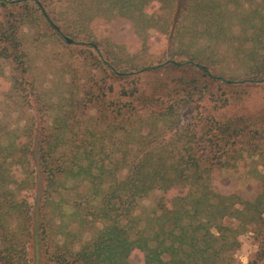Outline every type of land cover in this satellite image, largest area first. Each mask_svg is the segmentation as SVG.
Here are the masks:
<instances>
[{
  "label": "trees",
  "instance_id": "trees-1",
  "mask_svg": "<svg viewBox=\"0 0 264 264\" xmlns=\"http://www.w3.org/2000/svg\"><path fill=\"white\" fill-rule=\"evenodd\" d=\"M18 1L26 3L24 20L28 12L37 14L60 38L80 40L100 51L96 72L102 82L96 94L84 89L79 97L73 95L70 109L39 126L21 119L24 125L19 121L8 129L0 120V264H130L136 249L143 252L145 264H235L239 238L246 233L258 242L249 264H264V111L213 116L202 126L183 124L196 95L202 98L236 83H264V0L234 5L229 0ZM157 3L160 9L154 12ZM236 18L242 27L237 32L232 23ZM117 20L131 22L145 47L155 34L163 36L162 57L134 62L112 52L109 44L103 53L104 43L93 25ZM1 29L0 59L24 64L13 26ZM238 33L244 42L236 43L235 57L241 58L250 79L225 78L213 71L222 58L218 44L238 40ZM16 68L18 75L29 72ZM162 71L191 78L124 86L120 97L131 99L113 111L120 121L110 124L112 135L75 131L76 113L86 111L94 98L98 109L94 124L111 114L109 105L101 102L113 91L106 87L107 80L129 79L128 83ZM13 79L10 91L18 99L12 105H28L36 97V87L23 88L18 76ZM132 128L138 135L133 152L124 145ZM119 131L122 148L117 146L120 158L114 159L115 152L108 153L105 141L118 145L113 135ZM227 169L259 183L253 200L218 191L216 176ZM122 171L126 173L120 178ZM82 184L90 190L85 196L79 195ZM156 190L180 193L169 202L160 201L145 218L134 216L139 202ZM67 191L77 192L83 200L68 203ZM68 205L71 214L66 212ZM82 205L92 220L105 226L93 241L73 251L70 241L76 236L68 218L85 220L78 212Z\"/></svg>",
  "mask_w": 264,
  "mask_h": 264
},
{
  "label": "rangeland",
  "instance_id": "rangeland-1",
  "mask_svg": "<svg viewBox=\"0 0 264 264\" xmlns=\"http://www.w3.org/2000/svg\"><path fill=\"white\" fill-rule=\"evenodd\" d=\"M246 1L229 0L230 5H234V2L244 4ZM25 4L24 1L18 0H0V32L1 28H5V26H13L18 41L22 44L20 47L21 53L24 55V64L22 65H14L6 57L0 59V120L9 125L8 129L19 124V121L21 126L24 125L23 121V124L21 123V119H30L34 127L35 125L39 126L42 120L52 121L62 109L64 112L70 109L68 104L71 102L70 98L73 95L75 98L79 97L84 89H90L96 94L102 82L101 75L96 72V57H100L102 53L100 51L99 53L96 52L89 45L80 42V40H73L72 44L68 43L66 39L60 38L57 31L54 28H50L47 22L38 17L37 14L28 12L29 17L24 20L22 16L26 14L23 9ZM159 9L160 4L158 3L152 6V11L154 12H158ZM232 23L237 26H234L236 32L242 28L241 25L239 26L238 18L232 19ZM93 31L99 35L100 41L104 43L101 47L103 53L105 52V44H109L113 48L112 52L117 51L123 56L125 54L124 58L128 60H135L140 63L148 62L151 59L162 57V52L165 49L166 39L160 34H155L153 38H150L147 41L149 46L145 47L136 34L134 26L127 20L94 24ZM236 32H234V35ZM239 33L237 36L238 40L229 39L227 43L222 42L223 44H218V41L214 42L216 45L218 44V55L220 57L222 55L221 60L217 57L219 60H217L218 62L213 70L215 74H224L225 78L250 79L249 74L244 70L241 58L235 57L234 53L236 43L244 42V36ZM1 46L0 43V48ZM114 46L117 48H114ZM16 66L23 70L28 69L29 72L24 75H18L19 70H17ZM14 75L21 79L23 88L28 87L31 89L33 86L36 87V97L32 96V102L29 99L28 105H22L21 107L12 105L18 99L14 96V91H10L12 82H14ZM134 78L137 79L138 77ZM134 78H131V80ZM182 78L189 82L191 76L178 71L172 73L162 71L157 77L138 78V80H130L128 83L129 79L118 82L107 80L106 87L112 86L113 91L108 92L107 96L101 99V102L109 105V112L112 115L109 114V117H105L106 121L103 120L99 124H94L95 120L92 117L98 118V109L94 107L96 102L94 98V103H89L86 111L81 110L76 113L79 122L77 121L78 126L75 131L81 134L89 130L98 135V137H100L101 133L112 135V130L114 129L111 128L110 124L117 126L120 121L113 116V111L118 107L117 104L120 103L122 106L131 99L129 96L120 97V92L124 86L130 89L136 86V82L139 86H142V82L144 84L151 82L152 84L158 80L162 83H170L172 81L180 82ZM242 84L236 83V87L232 89L222 86L202 98H200V95H196L192 101V107L183 115V124L186 127L189 124L202 126L207 118L213 116L221 118L243 114L255 115L260 111H264V83L246 82ZM91 97L92 94L88 98ZM23 101L25 100H22V104L24 103ZM146 115L148 113H141L140 116L146 117ZM121 133L119 131L113 135L114 140L118 142L115 147L111 142L105 141V148L108 153L110 151L115 152L113 155L114 159L120 158V151L117 152L116 148L117 146L120 149L122 148L121 141L123 136L120 135ZM137 139L136 128H132L131 135L126 138L127 141L124 142V145L129 146L133 152L137 148ZM110 162L107 161L106 164L109 165ZM125 173L126 171H122L119 177H123ZM215 182L219 192L225 195L236 194L245 200H253L259 192V183L255 179L248 174L234 173L229 169L219 172ZM78 191L80 192L79 195L89 192L88 184H82ZM76 193L75 191H67L64 193V199L71 204L76 198L79 201L83 200V197L78 196ZM179 193L180 190L171 192L156 190L152 192L139 202L134 216L145 218L147 213L157 209V204L160 201L169 202ZM85 206L82 205L78 209L79 216L84 217L85 220L80 222L68 218L70 230L76 236L70 241L73 251H78L82 246L93 241L98 236L99 231L105 226L103 222L92 220L88 216V209ZM66 210L68 214L73 212L69 205ZM226 223L230 222L226 221ZM239 240L241 245L235 253V264H249L258 250V242L251 233L240 236ZM129 261L130 264H145L143 252L138 249L134 250Z\"/></svg>",
  "mask_w": 264,
  "mask_h": 264
},
{
  "label": "water",
  "instance_id": "water-1",
  "mask_svg": "<svg viewBox=\"0 0 264 264\" xmlns=\"http://www.w3.org/2000/svg\"><path fill=\"white\" fill-rule=\"evenodd\" d=\"M67 41H68V43H70V44L73 43V40H71V39H68Z\"/></svg>",
  "mask_w": 264,
  "mask_h": 264
}]
</instances>
